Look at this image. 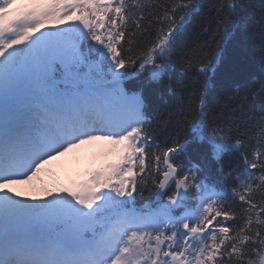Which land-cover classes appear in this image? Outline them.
I'll list each match as a JSON object with an SVG mask.
<instances>
[{
  "label": "snow or ice",
  "instance_id": "obj_1",
  "mask_svg": "<svg viewBox=\"0 0 264 264\" xmlns=\"http://www.w3.org/2000/svg\"><path fill=\"white\" fill-rule=\"evenodd\" d=\"M202 8L0 0V264H264V116L208 107L222 44L257 24L264 34V13L209 0L198 25L208 39L185 45ZM256 56L264 65V43ZM177 66L193 80H173ZM146 85L191 89L157 125L163 141ZM249 92L264 99V83L228 101ZM88 145L101 146L100 166L67 184L46 178ZM27 184L40 195L13 188Z\"/></svg>",
  "mask_w": 264,
  "mask_h": 264
},
{
  "label": "trees",
  "instance_id": "obj_2",
  "mask_svg": "<svg viewBox=\"0 0 264 264\" xmlns=\"http://www.w3.org/2000/svg\"><path fill=\"white\" fill-rule=\"evenodd\" d=\"M166 2H170V0H151V3L160 5H164ZM194 2L202 5L203 8L193 16L192 24L186 28L182 36L185 45L193 44L198 37L200 43H204L208 39L206 35L199 32L198 25L209 15V0H194ZM252 3L255 13L259 17L264 13V0H252ZM152 11L155 13L156 9H152ZM262 43H264V34L257 24L255 27L240 29L222 44L224 48L223 62L218 67L213 81L209 83L208 107L213 112L232 111L243 104L249 117H252L254 121H259L261 116H264V99L252 100L250 92L247 100L233 98L230 102L228 101V94L237 86L255 92L260 91L261 85L264 83V65L259 62L256 51ZM171 75L173 80H183L185 83L193 80V76L181 70L179 66ZM191 94V89L177 87L172 91L165 90L163 86H145V96L153 117L152 127L158 133L161 141L167 138L160 134V129L157 127L162 123L161 118H166L169 111L186 106ZM242 131L245 135L255 136L259 129L255 123H248L242 127ZM147 198H150L148 192H145L144 197H137L138 200Z\"/></svg>",
  "mask_w": 264,
  "mask_h": 264
},
{
  "label": "rangeland",
  "instance_id": "obj_3",
  "mask_svg": "<svg viewBox=\"0 0 264 264\" xmlns=\"http://www.w3.org/2000/svg\"><path fill=\"white\" fill-rule=\"evenodd\" d=\"M17 2H19V0H17ZM100 151V145L84 146L80 149H76L68 153L67 157H63L62 162L59 165L66 170L71 168L73 171H71L70 174H73V177L75 179L81 178L89 169L98 167L103 163L104 157L100 155ZM108 158L112 159L113 157ZM78 161L79 164H77ZM46 178L51 183L59 184L58 176L54 171L51 172ZM64 180H66V178H62V181ZM13 188L15 190L17 189V186L15 185L13 186ZM27 197H29V195H27Z\"/></svg>",
  "mask_w": 264,
  "mask_h": 264
},
{
  "label": "bare ground",
  "instance_id": "obj_4",
  "mask_svg": "<svg viewBox=\"0 0 264 264\" xmlns=\"http://www.w3.org/2000/svg\"><path fill=\"white\" fill-rule=\"evenodd\" d=\"M79 164V161L78 163ZM54 163L52 164L51 167H53ZM49 167L51 169V172H52V168ZM54 184V183H53ZM56 184V183H55ZM17 186V189H15L16 191H20L22 193L25 194V196L29 195V198L32 197V196H39V192L35 191L33 186L31 184H27V185H16Z\"/></svg>",
  "mask_w": 264,
  "mask_h": 264
}]
</instances>
